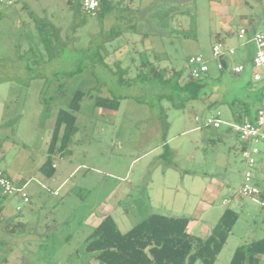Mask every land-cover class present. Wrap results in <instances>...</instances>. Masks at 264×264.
<instances>
[{"label": "rangeland", "instance_id": "rangeland-1", "mask_svg": "<svg viewBox=\"0 0 264 264\" xmlns=\"http://www.w3.org/2000/svg\"><path fill=\"white\" fill-rule=\"evenodd\" d=\"M77 2L16 0L0 6V168L16 182L34 177L46 187L32 209L16 211V200L1 197L0 264H100L85 246L95 219L106 213L126 233L152 214L201 217L215 225L216 214L227 208L240 217L229 251L264 238V202L240 195V140L225 126L198 130L194 120L217 111L230 121L237 113L243 120L256 113L264 81L254 82L251 73L221 76L213 47L234 48L233 65L252 59V34L238 36L244 27L262 25L264 0H131L116 12L122 17L113 25L107 24L109 15H87ZM198 55L210 67L207 94L183 110L173 107L170 88L158 80L122 85L114 74L117 60L134 59L137 65L175 68L184 84L189 60ZM142 70L148 72L133 67L128 77ZM79 90L88 94L76 113L78 132L70 152L54 158L55 174L47 179L39 169L57 114ZM98 97L121 99L120 109L99 108ZM207 134L216 139L207 141ZM165 144L176 167L163 165ZM263 162L264 156L259 170ZM212 177L221 190L210 211L204 206ZM260 178L264 191V172ZM227 263L224 253L217 264Z\"/></svg>", "mask_w": 264, "mask_h": 264}, {"label": "trees", "instance_id": "trees-1", "mask_svg": "<svg viewBox=\"0 0 264 264\" xmlns=\"http://www.w3.org/2000/svg\"><path fill=\"white\" fill-rule=\"evenodd\" d=\"M77 6L82 7V0H78ZM116 7L118 6L113 5V0H101L100 10L97 14L103 18ZM257 28L258 26L252 29L247 28L248 34H253ZM252 59L241 63L246 67V71L241 74L228 71V67L231 64L233 65L231 57L228 60H222L225 70H219L221 76L229 75L240 78L249 75V73H252ZM115 66L118 71L114 74L119 76V82L122 85L153 79L158 80L162 86L170 88L171 95L175 99H172V105L176 109H186V104L200 101L207 94L209 72L204 78L198 80L194 79L189 72L184 84H181L180 80L183 78V73L178 72L175 68L165 70L161 69L159 64L146 61L137 65L134 59L123 61V58L117 60ZM133 67L148 68V72L145 73L142 70V75L137 74L135 77L129 78V70ZM168 75L171 77L167 78ZM87 94L82 90L77 91L73 95L68 109H60L57 114L48 146L47 158L40 168L41 174L47 179L54 177V158L57 156L64 157L70 152L69 146L78 132L76 113L79 112L81 102ZM177 98L181 99L176 101ZM263 100L264 97L260 95V105L257 110L261 107ZM229 103L231 106L237 105L235 99ZM217 104L218 101L211 104L209 108L211 109ZM96 105L101 109L117 112L121 106V99L117 97H98L96 98ZM242 106L247 113L248 105L243 103ZM256 113L250 119H254ZM244 121L238 114L236 115V123H243ZM200 126H202V129L214 130L213 127H205L201 124ZM168 129L169 124L165 122V131L167 132ZM215 130L219 131L223 128ZM224 131L225 133H232L230 129ZM164 149V153L160 156L163 165L166 168L176 167L170 160L172 152L168 144L164 145ZM0 200H2L1 197ZM238 220L239 214L232 209H227L211 235L206 239H199L187 232L190 223V219L187 217L153 214L127 233H121L114 219L108 216L93 230L87 239L85 252L100 264H215ZM262 256H264V238L238 247L230 264H261Z\"/></svg>", "mask_w": 264, "mask_h": 264}, {"label": "built area", "instance_id": "built-area-1", "mask_svg": "<svg viewBox=\"0 0 264 264\" xmlns=\"http://www.w3.org/2000/svg\"><path fill=\"white\" fill-rule=\"evenodd\" d=\"M16 0H0V6L11 7ZM101 6V0H82V10L85 14L95 16ZM247 28H242L239 39L245 40L248 36ZM252 42L255 46V55L252 59L251 75L254 82L264 81V21L261 26L252 34ZM236 54L234 48H226L219 43L213 47V57L217 61L218 70H225L222 60H228ZM190 73L194 79L203 78L210 67L202 55L192 57L189 60ZM228 71L234 74H241L246 71L244 64L230 65ZM195 121L205 127L221 129L225 126L240 140L242 156L245 161L243 180L240 195L245 198L257 199L262 194L259 184L258 168L264 156V100L257 110L254 119L245 120L243 123H232L222 119V114L217 111L215 114L204 118L196 117ZM57 194V193H56ZM0 197L5 199H18L19 205L16 211L31 203V194L28 184H20L11 178L6 171L0 168Z\"/></svg>", "mask_w": 264, "mask_h": 264}, {"label": "crops", "instance_id": "crops-1", "mask_svg": "<svg viewBox=\"0 0 264 264\" xmlns=\"http://www.w3.org/2000/svg\"><path fill=\"white\" fill-rule=\"evenodd\" d=\"M131 2V0H127V1H125V0H113V5L114 6H118V8L116 7V8H114L111 12H109L107 15H109L110 17H111V20H107V24H109V25H113L114 23H116V21H117V19H118V16H120V17H122V15L121 14H117V15H115L116 14V12L117 11H121V9H122V7L121 6H125V5H127V3H130ZM118 9H120V10H118ZM100 10V9H99ZM106 15V16H107ZM95 16H98V14L97 15H95ZM254 27H256V25L255 26H253L252 28H254ZM259 27V26H258ZM244 28H248V27H244ZM252 28H248V29H252ZM133 33V32H132ZM134 34V33H133ZM218 68V67H217ZM220 72V71H219ZM209 73H210V71H209ZM217 101H221V99L220 98H218V100ZM232 107H236V106H232ZM221 112V111H220ZM238 114V113H237ZM206 116H208V115H206ZM222 117H223V115H222ZM223 120H225V119H223ZM225 121H227V122H235V121H230V120H225ZM200 129H202V126H199L198 127V130H200ZM215 130V129H214ZM213 134H207L206 135V137H208V139H209V137H211L209 140H207V141H212L213 139H216V137L214 136ZM48 151V150H47ZM45 161H46V159H45ZM261 161H262V159H261ZM45 163V162H44ZM43 163V164H44ZM264 163V162H263ZM42 164V165H43ZM42 165H41V167H42ZM55 165V164H54ZM56 166V165H55ZM40 167V168H41ZM56 168V167H55ZM80 167H78L76 170H78ZM40 170V169H39ZM226 170V169H225ZM76 171H74L72 174H71V176L75 173ZM262 172H264V169H262V164H261V169L260 170H258V176H259V184H260V186H261V182H262V180H261V178H260V174L262 173ZM20 184H29V187H30V192L32 193V196H31V203H30V205H28V206H26L25 208H29V209H32V206H33V200H34V197L40 192V190L41 189H45L46 187H45V185H44V183H43V181H41V180H39V179H36V178H34V177H31V178H22L20 181H18ZM66 183H67V180H65L64 182H63V184L62 185H66ZM207 183H208V185H207V189H206V192H208L209 194H210V196H208V200L210 201V203L209 204H207V205H205L204 206V208L205 209H207V210H214L215 209V207H214V203L216 202V199L214 198V196L215 195H217L216 193H217V190L219 189V190H221L220 189V186H221V183L220 182H217V180H215V178L214 177H212L211 179H209L208 181H207ZM262 188V187H261ZM30 193V194H31ZM56 194V193H55ZM248 199H251V198H248ZM10 200H13V201H15L16 200V202H17V205H19L20 203H19V200L18 199H10ZM225 200L226 199H224V201H223V206H228L229 205V203L230 202H228L229 200H227V203L228 204H226L225 203ZM254 203H256L257 205H258V203L259 202H264V191H262V194H261V196L258 198V199H251ZM16 205V206H17ZM227 210V208L226 209H222L219 213H217L216 214V218H215V220H216V222L214 223L215 225H208V223H206V221L205 220H203L201 217L199 218H196V217H187V218H189L190 219V223H189V226H188V229H187V232L191 235V236H194V237H196V238H199V239H206V238H208L210 235H211V233H212V231H213V229L215 228V226L218 224V222H219V220L221 219V217L223 216V214L225 213V211ZM108 213H106V214H103V216L101 217V215H100V217H97L96 219H95V217L93 218V219H95V225H96V227L98 226V225H100L101 223H102V221L106 218V217H108V216H110L109 214L107 215ZM153 215V214H152ZM166 216V215H165ZM112 217V216H111ZM172 217H174V216H172ZM239 220H240V217H239ZM239 220L237 221V223H236V225H235V227H234V229H233V231H232V233H231V235H230V237H229V239H228V241H227V243H226V245L224 246V248H223V250L221 251V253L219 254V256H218V259H217V261H216V263L215 264H217L218 263V261H219V258L224 254V253H227L228 254V263L227 264H230V262H231V260H232V257H233V255H234V253H235V251H236V249L238 248V247H240V246H242V245H239L237 248H235V249H232V251H229L228 250V243H229V241L232 239V237L235 235V231H236V227H237V225H238V222H239ZM115 221V220H114ZM95 227V228H96ZM131 230V229H130ZM129 230V231H130ZM128 232V231H127ZM126 232V233H127ZM122 233V232H121ZM261 264H264V256H262L261 257Z\"/></svg>", "mask_w": 264, "mask_h": 264}]
</instances>
